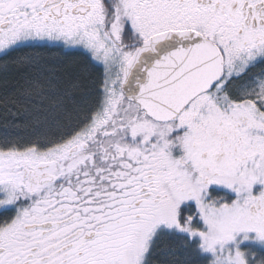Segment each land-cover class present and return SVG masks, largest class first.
Segmentation results:
<instances>
[{
    "label": "snow or ice",
    "instance_id": "6c2138e0",
    "mask_svg": "<svg viewBox=\"0 0 264 264\" xmlns=\"http://www.w3.org/2000/svg\"><path fill=\"white\" fill-rule=\"evenodd\" d=\"M0 264H264V0H0Z\"/></svg>",
    "mask_w": 264,
    "mask_h": 264
}]
</instances>
